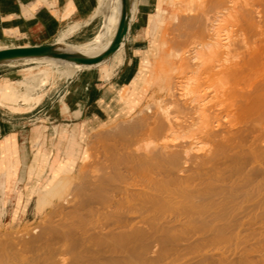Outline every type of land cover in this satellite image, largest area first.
<instances>
[{"label": "bare ground", "instance_id": "bare-ground-1", "mask_svg": "<svg viewBox=\"0 0 264 264\" xmlns=\"http://www.w3.org/2000/svg\"><path fill=\"white\" fill-rule=\"evenodd\" d=\"M107 1L92 47L64 51L94 57L108 48L121 0ZM206 7L188 21L193 76L171 78L165 94L189 117L176 105L184 118L163 115L160 103L162 115L153 106L140 124L119 128L91 171L67 188L69 176L63 186L53 181L47 194L66 191L54 194L45 223L16 242L0 240V264H264V0ZM122 44L105 60L119 64ZM12 47L22 46L0 50ZM61 61L70 73L79 65L41 58ZM142 137L158 139L142 147Z\"/></svg>", "mask_w": 264, "mask_h": 264}, {"label": "rangeland", "instance_id": "rangeland-1", "mask_svg": "<svg viewBox=\"0 0 264 264\" xmlns=\"http://www.w3.org/2000/svg\"><path fill=\"white\" fill-rule=\"evenodd\" d=\"M99 1H96L97 20L90 28L91 33L85 34V40H64L65 38L60 37L58 44L80 51L92 47L90 41L104 21L103 5L106 7L108 2ZM200 7L207 9L206 0H134L133 26L127 44H131L133 54L138 57L133 66L134 73L137 72L129 86L119 92L123 103L122 110L104 122L92 121L89 113L85 115L90 123L75 124L71 120L78 114L69 113L68 103L70 99L75 101V98L79 99L83 94V88L76 84L77 77L106 69L107 66L112 70L113 64L119 68L122 59L119 64L109 60L95 66L73 65L77 67L74 68L71 65L75 69L73 73H70V66L62 61L41 63V58L0 66V102L14 105L7 109V115L14 118L13 128L19 134L18 144L13 143L9 149L5 148L0 152V240L4 239L2 242H16L21 236L45 223L52 204L58 201L69 185L71 186L69 181L75 183L84 170L86 172V169H93L94 163L96 164L98 157L103 154L101 147L105 142L108 140L106 143H109L110 140V143H113L119 139L116 135L119 128L127 124H140V120L150 114L148 111L160 107L157 104H163L161 108L164 110L159 109L165 113L171 112L173 118L176 116L175 119L189 117V108L184 109L183 106L172 102L167 103L165 94L173 81H186L193 76L192 68L189 72L188 68L195 62H190L188 56L196 44L193 42L195 37L192 31L189 32L191 25L188 21H191L197 11H204L199 10ZM193 9L197 10L194 12ZM222 19L219 22L223 23H219V27L224 24ZM63 35L64 33L61 36ZM8 44L11 43L1 41L0 47ZM201 54L203 56L204 52ZM185 56L188 58V64ZM201 70L202 67L199 68V71ZM200 75L202 78L205 76ZM181 84L184 83H176V88ZM178 90L183 91L180 88L176 89ZM175 105L181 108L184 117L180 118L176 114L180 110L177 109L176 112ZM159 109L155 112L161 113ZM142 138L137 142L138 145L144 142L139 145L144 147L143 145H148L149 138ZM156 139L158 138L150 137L149 144ZM55 179L60 185L65 181L67 186L63 183L66 187L64 189L63 185H58L56 192H59L58 188L60 192L63 189L64 191L61 194L52 193V196L59 195L52 198L51 194L47 193L50 192V186L54 184ZM41 192L47 194V200H41ZM49 195L51 197H48Z\"/></svg>", "mask_w": 264, "mask_h": 264}, {"label": "crops", "instance_id": "crops-1", "mask_svg": "<svg viewBox=\"0 0 264 264\" xmlns=\"http://www.w3.org/2000/svg\"><path fill=\"white\" fill-rule=\"evenodd\" d=\"M97 0H0V42H10L11 46H34L55 43L63 33L72 27L74 30L64 40L84 36L97 20ZM134 10V4H133ZM133 15L123 41L122 62L117 68L113 64L97 72L76 78L77 86L83 94L68 103L69 113L75 124L86 125L91 121L85 114H91L92 121L112 117L122 110L120 93L132 82L137 71L133 66L138 57L127 44L131 36ZM78 26V27H77ZM91 33V32H89ZM105 63L108 62V60ZM14 67V66H13ZM14 105L0 102V152L18 144L19 134L14 131V118L7 115V109ZM19 151V149H18Z\"/></svg>", "mask_w": 264, "mask_h": 264}, {"label": "water", "instance_id": "water-1", "mask_svg": "<svg viewBox=\"0 0 264 264\" xmlns=\"http://www.w3.org/2000/svg\"><path fill=\"white\" fill-rule=\"evenodd\" d=\"M132 4H134V0H121V14L118 20L114 38L108 48L98 56L85 57L80 54L69 53L63 50L66 45L64 46L55 42L34 46L1 49L0 66H6L29 59H39L46 57L66 60L83 66L98 65L110 57L119 48L120 43L124 41L132 19Z\"/></svg>", "mask_w": 264, "mask_h": 264}]
</instances>
